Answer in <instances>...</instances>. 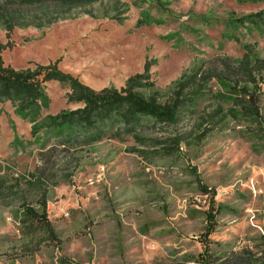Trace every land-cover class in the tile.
Here are the masks:
<instances>
[{"label": "rangeland", "instance_id": "obj_1", "mask_svg": "<svg viewBox=\"0 0 264 264\" xmlns=\"http://www.w3.org/2000/svg\"><path fill=\"white\" fill-rule=\"evenodd\" d=\"M261 12L251 0H101L10 37L0 22L15 69L56 63L96 91L144 75L160 103L177 82L206 80L197 113L176 126L87 145H65L1 103L0 264H198L211 211L199 182L219 208L208 264H264V74L251 88L262 119L234 105L244 56H264ZM46 92L43 116L81 107L66 86ZM44 193L53 237L26 216L41 214Z\"/></svg>", "mask_w": 264, "mask_h": 264}, {"label": "trees", "instance_id": "obj_2", "mask_svg": "<svg viewBox=\"0 0 264 264\" xmlns=\"http://www.w3.org/2000/svg\"><path fill=\"white\" fill-rule=\"evenodd\" d=\"M101 0H0V22L4 25L7 36L16 27L38 28L50 26L60 20L69 18L77 9L87 7ZM262 1L264 0H251ZM256 22L264 21V12L255 15ZM8 43L0 42V104L10 102L17 115L34 123L37 127L45 128L50 136L62 140L65 145H87L104 138L133 136L139 138L145 129L166 125L176 126L184 115H195L196 106L202 95V84L205 76L195 81L196 75L185 81L177 82V90L173 98L166 103L157 100V91L151 83L144 84V75L130 77L124 87L117 89L113 86L100 91L93 90L80 82L71 74L59 69L58 64L35 65L34 68L15 69L4 63L2 52ZM148 71V66H145ZM238 71L245 78L247 86L240 88V96L235 100V107L245 115L260 121V99L256 88L257 77L264 74V56L252 59L245 55ZM202 81V82H200ZM56 82L68 88L67 99L70 103L81 107L74 110L61 111L56 115H45L43 111L50 106V98L46 92V84ZM144 88H149L150 94H144ZM190 94H187V93ZM177 148L179 142H175ZM199 187L204 194L211 196V211L207 214L203 253L199 254L198 264H208L207 240L214 232V220L219 212L215 208L213 190H208L201 182ZM41 214L26 207V216L32 222H39L48 234L53 237L54 231L47 218L46 194L41 196Z\"/></svg>", "mask_w": 264, "mask_h": 264}]
</instances>
